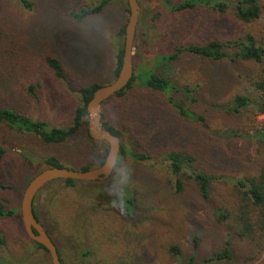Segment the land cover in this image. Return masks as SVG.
Here are the masks:
<instances>
[{
    "label": "rangeland",
    "instance_id": "374dc122",
    "mask_svg": "<svg viewBox=\"0 0 264 264\" xmlns=\"http://www.w3.org/2000/svg\"><path fill=\"white\" fill-rule=\"evenodd\" d=\"M29 1L31 10L17 0H0V62H7L0 73V106L49 127L63 128L71 122L78 89L92 84L104 86L114 80L115 51L123 42L115 25L120 18L122 24L127 21L126 1L113 0L102 14L82 22L69 13L95 7L99 0ZM260 1L264 5V0ZM139 2L140 13L145 15L133 44L134 76L154 70L168 78L175 87L172 98L203 116L208 128L180 118L165 96L143 88L135 79L123 103L125 110L114 113L111 123L125 150L149 159L139 162L126 155L115 174L105 181L80 182L70 188L62 181L51 182L36 195L34 212L58 247L63 264H182L193 254L201 262L219 252L228 238L231 259L211 264H264V252L254 250L215 219L214 210L230 203V186L217 183L210 197L203 200L186 181L185 191L176 195L170 185L173 175L169 162L164 160L173 151H198L196 170L227 177L254 174L256 163L264 160V144L242 137L215 140L212 131L231 128L244 136L263 129V115H225L218 111L235 95L251 94L262 70L251 64L231 67L186 54L171 64L157 65L154 57L168 51L176 41L174 30L178 43H205L225 39L239 26H233L227 13L220 17L205 8L195 13H168L166 0ZM156 9L160 10L158 24L163 23V31L154 41L145 33ZM242 29L264 41L261 25ZM46 57L59 60L65 80L54 76ZM29 86L34 87V96L28 94ZM185 87L194 90L185 94ZM0 147L7 150L0 162V203L17 209L21 193L16 189L25 188L47 168L44 160L48 156L58 157L65 166L94 169L99 155L107 149L84 131L55 146L2 125ZM123 189L134 200L131 211H121ZM90 201L108 210L98 217L96 234L87 226L90 211L86 204ZM26 238L19 211L17 218L0 217V262L50 264L46 253ZM172 245L180 249L176 258L169 251Z\"/></svg>",
    "mask_w": 264,
    "mask_h": 264
},
{
    "label": "trees",
    "instance_id": "16d2710c",
    "mask_svg": "<svg viewBox=\"0 0 264 264\" xmlns=\"http://www.w3.org/2000/svg\"><path fill=\"white\" fill-rule=\"evenodd\" d=\"M111 1L113 0H99L95 7H82L78 13H69V15L74 20L82 22L89 17L102 14V11ZM17 2L27 10H31L32 8V3L29 0H17ZM138 4H140L139 0ZM165 7L168 10V13H195L197 10L203 8L210 10V12L219 15L220 17H223V15L227 13L228 16L231 17L233 26H239V28H235L233 34L222 40L212 39L205 43L189 42L186 44L178 43V39L176 38V36L178 37V33L174 30V38L176 41L173 42V46L168 51L162 50L154 57L157 65L171 64L177 60L180 55L186 54L212 63H224L231 67L245 63L260 68L263 75L259 81L255 82L252 93L235 95L225 105H221L218 111L225 113V115H237L241 114V112H254L255 116H264V41L255 37V35L249 32V30L246 31L242 29V27L248 28L253 27L254 25H261L264 28V5L261 1L166 0ZM124 10L128 13L127 7ZM144 15V12L139 14L136 32L143 25ZM159 19H161L160 10L156 9L151 18L149 30L145 33V36L154 41L156 36H162L163 30L160 25L163 23L158 24ZM121 22L120 18L115 25L118 38H123L124 35L126 23L122 24ZM122 49V44L118 43L115 51V67L113 70L114 78L117 76L120 68ZM45 61L57 79L61 81L66 79L61 63L58 59L46 57ZM6 63L7 62L3 61L0 62V73H2L3 69L7 67ZM135 79L138 80L143 88H147L157 95L165 96L166 102L174 109L180 118H184L192 123H200L203 128H208L203 116L186 110L183 103L176 102L172 98L171 92L175 90V87L168 78L164 77L162 74H158V72L154 70H146L140 72L137 77L133 74L132 79L125 89L119 91L101 105V108H103V112L101 111L103 128L118 137L119 140L120 134L111 123V120L114 117V113H122L125 110L126 107L123 103L126 100L127 93L133 89ZM99 87H101V85L92 84L81 87L77 90L76 94L78 100L72 112L71 122L66 127H49L43 121L31 119L24 114L7 108H2L1 106L0 125L11 131L35 135L37 139L45 145H63L74 138L80 131L87 133L88 115L86 113V106L90 101L93 92ZM183 90L185 91V94H189L192 93L194 88L189 89L185 87ZM27 92L34 96V87L29 86ZM189 97L192 99L191 96H188L187 98ZM212 133L215 135V140L223 139V141H232L234 138L242 137L248 140L255 139L259 143L264 144V127L263 129L256 130L253 135L242 136L231 128H219L212 131ZM228 146L230 147L231 145ZM106 148H108L107 145ZM6 152L7 150L0 147V162ZM106 153L107 149L104 153L99 155L98 166L103 163ZM126 155L131 157L134 161L139 162L149 159V156L142 153H132L125 150L121 144L118 161L112 175L115 174V170L120 166ZM164 160L169 162V168L173 175L170 185L174 188V193L176 195L182 194L185 191L184 188L186 181H190L195 192L203 200H207L210 197L214 190V186L217 183L230 186V203L222 208L214 210L216 221L221 224H226L230 230L234 231L241 241L249 244L257 252H264V160H259L258 163H256L254 174H249L245 177L216 176L212 173H206L202 169L196 170L195 166L197 167V161L200 160L198 151H193L192 153L173 151L167 154ZM44 163L47 167L67 168L70 170L88 171L92 169L89 166L80 168L65 166L64 163L62 164L60 159L54 155L48 156L44 160ZM62 182L68 188L76 183H80L71 180H65ZM23 190L24 188H18L16 189V192L22 194ZM122 192H124V199L121 198V201H119L121 211H131L135 209L134 200L129 195L128 190L123 189ZM125 193H127L126 196ZM98 197L102 198L103 195L98 194ZM86 207L90 211L87 219V226L90 229H93V232L96 234V230L94 229L96 221L103 212H107L108 210L101 206L100 203L94 201L88 202ZM0 217L17 218L18 209L14 206L3 205L0 203ZM230 243L231 240L229 238L226 239L219 252L214 253L209 258H204L201 262H197L196 257L193 254L185 258L182 264H211L228 261L231 259V253L229 251ZM34 245L37 249L43 250L46 253L42 246L37 244ZM169 251L173 255V258L180 255V249L176 245L170 246ZM84 255L88 256L89 254L85 253ZM46 256L49 260L48 255ZM60 261L62 263L61 259ZM0 264H2V262H0Z\"/></svg>",
    "mask_w": 264,
    "mask_h": 264
},
{
    "label": "water",
    "instance_id": "95a60500",
    "mask_svg": "<svg viewBox=\"0 0 264 264\" xmlns=\"http://www.w3.org/2000/svg\"><path fill=\"white\" fill-rule=\"evenodd\" d=\"M128 17L124 28L121 64L114 80L99 87L86 106L88 115L87 133L91 140L107 145V153L103 163L88 171L70 170L67 168L47 167L37 173L25 186L19 202V218L24 234L34 244L42 246L49 257L50 264H62L55 242L38 221L33 202L40 190L54 181L98 182L107 180L113 173L121 148L118 137L105 130L101 121V105L119 91L125 89L134 74L133 50L136 27L140 8L138 0H125Z\"/></svg>",
    "mask_w": 264,
    "mask_h": 264
},
{
    "label": "flooded vegetation",
    "instance_id": "af4514ba",
    "mask_svg": "<svg viewBox=\"0 0 264 264\" xmlns=\"http://www.w3.org/2000/svg\"><path fill=\"white\" fill-rule=\"evenodd\" d=\"M48 233V232H47ZM56 245V244H55ZM57 247V246H56ZM57 249H58V247H57ZM58 253H59V250H58ZM59 256H60V259L62 260V257H61V255H60V253H59ZM63 264V263H62Z\"/></svg>",
    "mask_w": 264,
    "mask_h": 264
}]
</instances>
